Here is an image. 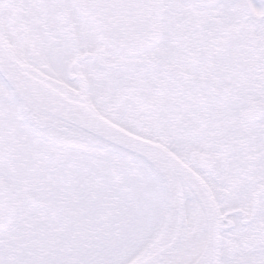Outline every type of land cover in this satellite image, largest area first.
<instances>
[{
  "label": "snow or ice",
  "instance_id": "snow-or-ice-1",
  "mask_svg": "<svg viewBox=\"0 0 264 264\" xmlns=\"http://www.w3.org/2000/svg\"><path fill=\"white\" fill-rule=\"evenodd\" d=\"M0 264H264V0H0Z\"/></svg>",
  "mask_w": 264,
  "mask_h": 264
}]
</instances>
